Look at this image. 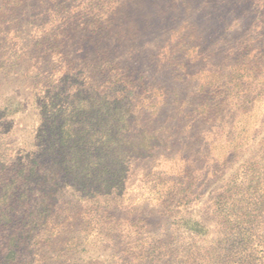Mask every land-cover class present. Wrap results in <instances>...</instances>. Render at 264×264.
I'll return each mask as SVG.
<instances>
[{"label":"trees","instance_id":"1","mask_svg":"<svg viewBox=\"0 0 264 264\" xmlns=\"http://www.w3.org/2000/svg\"><path fill=\"white\" fill-rule=\"evenodd\" d=\"M38 3L44 12L28 16L29 0H0V264L60 247L67 232L61 251L86 255V264H264V55L246 52L215 74L222 130L219 142L209 134L218 149L202 169L210 156L187 151L201 137L197 120L215 117L209 106L183 102L161 127L151 120L134 135L135 89L117 63L102 66L99 101L91 74H75L81 87L62 98L55 72L36 65L32 98L14 90L18 102L4 100L2 81L33 75L23 73L28 59H56L59 74L70 71L66 47L75 27L87 25L86 13L63 0ZM165 53L163 62L174 52ZM30 99L40 126L30 145H19L21 106ZM139 159L154 166L136 175ZM78 217L84 222L75 230Z\"/></svg>","mask_w":264,"mask_h":264},{"label":"rangeland","instance_id":"2","mask_svg":"<svg viewBox=\"0 0 264 264\" xmlns=\"http://www.w3.org/2000/svg\"><path fill=\"white\" fill-rule=\"evenodd\" d=\"M38 1L29 0L28 16L31 12H44L45 6ZM63 1L70 9L86 13L83 23L87 25L75 27L73 41L66 47L70 71L61 70L59 74L61 65L56 59L37 58L32 62L28 59L23 64V73L28 70L33 74V65L41 68L45 74L53 70L58 78L54 90L57 93L62 89V98L81 87L75 74H91L88 82L99 86L91 93L99 101L105 93L103 85L108 74V70L104 71L102 66L110 68L117 63L133 81L135 89L131 98L139 110L134 135L146 126L151 127V120H154L155 127H161V124L176 115L178 105L181 106L183 102L192 105L193 109L209 106L215 117L212 121L204 117L197 120V134L201 130V137L191 139L193 148L187 151L188 155H209L210 160L205 157L201 159L202 169H208L213 158L211 150L216 156L218 149V144L209 142V134L215 135V140L219 142L218 134L222 130L216 123L222 118L223 108L221 110L218 104L220 99L214 84L217 79L215 74L220 67L233 65L237 57L246 52L264 55V0ZM96 8L100 16L94 18L93 10ZM89 10L91 12L88 13ZM166 50L174 53L163 62ZM173 56L175 59H172ZM93 67L96 70L92 72ZM33 76L29 74V77L26 75L24 78L19 75L12 82L9 79L2 81L4 100H13L14 90H18L20 100L32 98L30 84L35 82L31 78ZM79 94L82 93L78 91L76 96ZM80 98L85 100L86 96ZM18 100L14 99L16 103ZM33 104V99H30L29 104L25 102L21 106L24 113L19 118L22 123L16 128L19 145H30L37 135L40 122L38 110ZM156 110L159 112L158 118L153 117ZM192 135L196 136V133ZM153 166L152 159H139L134 163L133 171L137 175ZM141 211L147 214L150 208L142 206ZM83 222L84 217H78L72 225H68L78 230ZM68 234L65 233L63 238ZM63 238L60 247L48 244L41 250L36 248L33 252L21 254L15 264H86V255L61 251L64 248Z\"/></svg>","mask_w":264,"mask_h":264}]
</instances>
